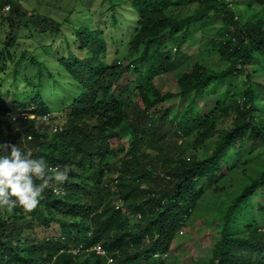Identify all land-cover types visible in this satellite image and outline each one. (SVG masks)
<instances>
[{
  "label": "trees",
  "instance_id": "16d2710c",
  "mask_svg": "<svg viewBox=\"0 0 264 264\" xmlns=\"http://www.w3.org/2000/svg\"><path fill=\"white\" fill-rule=\"evenodd\" d=\"M12 2L5 0L3 5H11L12 13L15 14L16 19L18 17L17 32L24 28L26 30L28 26L29 31L35 33L38 38L49 33L53 36L51 46L55 52L57 36L62 34L67 39L68 45L71 44L70 47L67 46L65 53L57 52L55 60L57 65L63 66L68 76L65 79L68 80L66 87H70L72 79L77 84L76 88H80V93L73 97L71 102L58 109L64 116L63 126L60 125L53 134H49L46 130L40 131L36 126L37 121L29 119L28 115L35 117L49 115L53 120L54 116L51 115L53 109L45 104L43 96L49 87L47 84L50 85L52 82V88L57 89L56 84L60 83L59 75L51 73L31 56L25 57L22 54L32 66L37 68V79L35 82L27 77L21 80L20 77L26 73L22 72L24 58L19 62L9 59L13 51L11 47H17V32L6 37L2 42L0 95L11 98L10 103L0 101V112L7 117L10 125L7 144L15 143L22 150H30L34 157L42 156L49 165L60 167L62 170L67 169L68 179L62 184L55 181L51 183L61 186L64 194L56 196L49 188L45 189L37 207L31 211L21 207H17L12 212L0 209V264L164 263L166 257L164 255L167 254L169 245L180 228V217L188 213L190 204L196 199V192L191 189L195 178L201 171L211 169L212 162L232 138L241 137L245 132L256 136L258 141L254 143V149L257 150L254 160L258 163L260 172L226 207L219 224L212 264H264V232L256 226L257 219L252 216V211H249V217L239 219L240 226L236 230L237 220H234V217L237 216V212L233 213L239 208L241 200L258 189H264V125L257 124L255 113L252 112L256 94L250 82L246 80L242 103L244 110H241L240 116L242 122L230 127L220 137L211 155L200 161H193L191 166L169 172L172 178H178V182L170 186L165 185L159 196L152 195L144 200L142 206L150 216L145 220V225L136 228L133 224L121 231V211L115 209L111 202L105 201V196L109 193L108 183L104 182V174L119 154H124L119 158L122 164L128 156H135L137 153L148 154V149L154 142L164 139L171 131V123L166 120V111H157L147 95L154 89L152 80L155 77L156 64L163 56L160 51L150 50V44L160 43V39L154 35L156 27L159 28L155 18L160 9L168 7L169 0H126L127 6L123 7L133 6L136 12V17L135 15L132 17L133 31L126 53L127 50H133L138 54L135 58L137 63L134 59L135 66L126 65L120 71H117L112 64L103 61L108 56V54L106 56L107 48L110 54L114 51L113 48L104 47L108 40H112V33H105L103 30L99 32L100 26L97 29L69 26L68 37L63 32V29L67 30L65 22H57L36 12L29 16L21 5L20 8L17 7L15 0V3ZM199 2L201 8L190 18V28L185 30L188 35L202 26L201 21L207 10H204L201 0ZM116 6L117 4H112L111 10ZM108 11L110 12V8ZM22 17L29 18L26 25L22 24ZM111 18V26L114 25L111 28L115 34L120 29L117 27L121 25L116 14H112ZM173 32L175 31L169 34ZM118 33L120 34L121 31ZM251 33V30L244 33L247 37L244 41H250V44H244L243 51H252L257 53L259 58L264 57V36L256 38ZM244 41L241 39L242 43ZM74 49L85 53L76 57L72 54ZM125 58L126 56L120 59ZM120 59H115L118 65H121ZM243 60L244 56H239L238 62ZM130 68L134 69L135 78L134 83H130L129 86H134V89L141 88L140 98L146 106L127 126H122L124 115L121 101L111 92V87ZM45 72L49 75L44 76ZM223 77V75L212 78L206 76L195 84L194 75L189 74L179 82V97H188L192 90L202 94V89L212 79L219 80ZM185 83L190 84L188 88ZM16 97H19L18 105L27 98L34 97V104H29L30 106L27 107V115L18 116L19 114L11 112L10 105L17 106L12 101ZM213 123L215 120L202 122L197 117L187 120L181 118L177 127L186 135H190L197 126L202 125V130L197 133L201 143L209 134L208 128L215 126ZM120 137L127 138L126 150L124 146H116L111 142V139ZM120 174L122 179L124 176H129L130 170L122 168ZM142 174L144 177L149 175L147 172ZM34 183L39 184L40 181L35 180ZM133 190H137L136 186L122 190L124 199L131 195ZM144 194L145 191L141 190L140 195L144 196ZM129 209L133 212L138 211V207L133 205H130ZM157 210L159 211L156 212ZM248 221L250 222L247 223ZM115 227L117 231L114 232ZM48 231L52 234H47ZM243 234L247 237L239 236ZM148 235L151 236L150 244L139 245ZM96 245L102 247L105 257L94 253L92 248Z\"/></svg>",
  "mask_w": 264,
  "mask_h": 264
},
{
  "label": "rangeland",
  "instance_id": "374dc122",
  "mask_svg": "<svg viewBox=\"0 0 264 264\" xmlns=\"http://www.w3.org/2000/svg\"><path fill=\"white\" fill-rule=\"evenodd\" d=\"M4 1L0 0V46L6 37L12 36L18 29V17L16 19L15 14L12 13L11 5H3ZM15 2L17 7L21 5L28 15L38 13L57 22H65L67 29L69 26L81 28L93 26L96 29L100 26L99 32L103 30L105 33L113 34L112 40H108L107 45L104 43L103 45L105 48H113L114 51L110 54L107 48L106 56L107 54L108 56L103 61L115 66L117 71L126 65H136L135 58L138 53L133 50H127L126 53L133 31L132 17L133 15L136 17L133 6L123 7L126 0H15ZM201 2L204 10L207 11L201 21L202 26L190 35L186 34L185 30L190 28V18L201 8L199 0H169L168 7L160 9L156 15L155 22L159 28L156 27L154 35L160 39V43L150 44V50L160 51L163 56L156 64L155 77L152 80L154 89L146 93L157 111H166V120L171 123V131L164 139L154 142L148 149V154L137 153L135 156H128L123 164L120 163L119 158L124 154H119L113 165L105 172L104 182L108 183L109 193L105 196V201L111 202L115 209L121 211V231L133 224L136 228L145 225V220L150 216L142 206L144 200L152 195L159 196L165 185L170 186L178 182V178H172L169 172L191 166L193 161H200L211 155L220 137L230 127L242 122L240 116L241 110H244L242 103L246 80L250 82L256 94L252 112L255 113L257 124L264 125V57L259 58L258 54L252 51H243L244 44H250V41H244L247 39L244 34L247 30H251L252 36L256 38L264 36V0H201ZM112 4H117L113 10H111ZM5 6L7 10L3 9ZM219 11L221 13H216ZM112 14L118 17V23L121 25L118 30L121 31L120 34L113 33ZM28 19L22 17V24L26 25ZM172 31L175 32L169 34ZM64 34L68 36L69 32L66 31ZM52 38L49 33L38 38L35 33L29 31L28 26L26 30L20 29L17 32V47H11L13 51L9 58L13 62L16 60L19 62L24 58L22 54L25 57L31 56L51 73L59 75L60 83L56 84L57 89L52 88L51 82L50 85L47 84L49 87L43 96L45 104L53 109L51 115L54 118L47 123L39 121L36 125L41 128L40 131L46 130L49 134H53L60 125L63 126L64 116L58 109L71 102L73 97L80 93V88H76L77 84L72 79H69L70 87H66L68 80L65 79L68 76L63 66L57 65L55 60L56 53H65L67 46L70 47L71 44L68 45L66 38H63L61 44L62 38L57 36L55 52L51 46ZM84 53L77 49L72 51L76 57ZM241 55L244 56V60L238 62ZM124 56L125 59H120ZM115 59H120L121 65H118ZM22 61V72L26 73L20 77L21 80L27 77L35 82L37 68L26 58ZM133 70L130 68L125 71L119 81L111 87V92L121 101L124 115L122 126H127L146 106L140 98L141 88L134 89V86H129L130 83H134ZM189 74L194 75L195 84L206 76L212 78L223 75L224 77L219 80L212 79L202 89V94L192 90L188 97L181 98L179 82ZM46 75L49 74L45 72L44 76ZM189 85L185 83L186 88ZM33 99L34 97H29L18 105L19 97L13 98L12 101L17 106L10 105L9 108L16 115H25L29 104H34ZM0 101L10 103L11 98L2 94ZM217 116L219 118H216ZM193 117L199 118L202 122L215 120L213 123L215 126L208 128L209 134L201 143L197 133L202 130V125L197 126L190 135H186L177 127L181 118L187 120ZM7 120V117L0 112V144H7L8 141L10 125ZM111 140L114 145H122L125 150L127 149L126 137ZM255 142H258L256 136L254 137L250 132L232 138L212 162L211 169L198 174L191 187L196 192V199L190 204L188 213L180 217V228L174 235L162 264H212L219 224L226 207L260 172V167L254 160L257 153L254 149ZM122 168L130 170V174L120 179ZM143 172L149 175L144 177ZM131 186H136L137 190H133L132 194L124 199L122 190ZM51 187L64 194L61 186L53 184ZM141 190L145 191L144 196L140 195ZM130 205L137 206L138 211L130 210ZM249 211H252V216L257 219L256 226L264 232V189H258L241 200L239 208L233 211V213L237 212V216L234 217V220H237L236 230L240 226L239 219L249 217ZM113 231H117V228L115 227ZM46 233L52 234L49 231ZM239 236L247 237L245 234ZM150 237L148 235L141 240L139 245H149Z\"/></svg>",
  "mask_w": 264,
  "mask_h": 264
},
{
  "label": "clouds",
  "instance_id": "9594fccd",
  "mask_svg": "<svg viewBox=\"0 0 264 264\" xmlns=\"http://www.w3.org/2000/svg\"><path fill=\"white\" fill-rule=\"evenodd\" d=\"M44 116L48 119L42 120ZM28 118L37 122L51 121L49 115L35 117L30 114ZM66 179H68L67 169L53 167L42 156L34 157L30 150H22L15 143L0 144V209L12 212L17 207H21L31 211L37 207L45 189L49 188L54 194V188L51 187L53 181L62 184ZM35 180H39L40 183H34ZM61 194L60 192L55 195ZM100 257H105V254Z\"/></svg>",
  "mask_w": 264,
  "mask_h": 264
},
{
  "label": "built area",
  "instance_id": "2783aa9c",
  "mask_svg": "<svg viewBox=\"0 0 264 264\" xmlns=\"http://www.w3.org/2000/svg\"><path fill=\"white\" fill-rule=\"evenodd\" d=\"M4 10H7L8 8L7 7H5V8H3ZM48 118H47V116L45 117H42V120H47ZM53 192H54V194H58V193H60L59 191L57 192V190H55V189H53ZM93 251L97 254V255H99V256H103L104 254H105V252H104V250L102 249V247L100 246V245H96V246H94L93 247Z\"/></svg>",
  "mask_w": 264,
  "mask_h": 264
},
{
  "label": "crops",
  "instance_id": "0c3cea01",
  "mask_svg": "<svg viewBox=\"0 0 264 264\" xmlns=\"http://www.w3.org/2000/svg\"><path fill=\"white\" fill-rule=\"evenodd\" d=\"M124 5H126V6H127V2H126V4H124ZM91 28H94V27H93V26H91ZM117 28L119 29V26H118ZM66 31H67V32H69V31H68V29H67V30L63 29V32H64V33H65ZM69 34H70V32H69ZM66 35H67V34H66ZM59 37H61V38H62V44H63V38H64V37L62 36V34H61V35H59ZM68 37H69V35H68ZM51 45H52V44H51Z\"/></svg>",
  "mask_w": 264,
  "mask_h": 264
}]
</instances>
